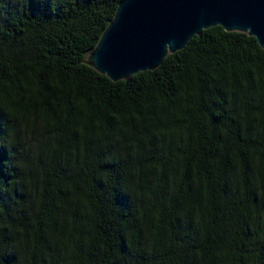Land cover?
<instances>
[{"label": "clouds", "instance_id": "9594fccd", "mask_svg": "<svg viewBox=\"0 0 264 264\" xmlns=\"http://www.w3.org/2000/svg\"><path fill=\"white\" fill-rule=\"evenodd\" d=\"M245 65L238 82L221 65L223 98L204 92L191 116L162 96L117 115L4 87L0 264H262L264 71Z\"/></svg>", "mask_w": 264, "mask_h": 264}, {"label": "trees", "instance_id": "16d2710c", "mask_svg": "<svg viewBox=\"0 0 264 264\" xmlns=\"http://www.w3.org/2000/svg\"><path fill=\"white\" fill-rule=\"evenodd\" d=\"M121 1L0 0V38L18 46L25 57L8 66L0 49V91L4 87L23 91L21 81L31 79L34 87L59 104L95 102L117 115L126 109L152 113L155 97L162 96L191 116L199 111L197 98L203 99L204 92L214 91L223 98L220 85L227 77L221 65L237 82V70L251 77L245 60L251 63L255 58L264 71V48L256 37L216 25L169 53L158 68L114 81L87 64L85 57ZM249 44L255 46L253 51L246 47ZM98 264H109L107 256Z\"/></svg>", "mask_w": 264, "mask_h": 264}, {"label": "water", "instance_id": "95a60500", "mask_svg": "<svg viewBox=\"0 0 264 264\" xmlns=\"http://www.w3.org/2000/svg\"><path fill=\"white\" fill-rule=\"evenodd\" d=\"M246 32L264 48V0H122L85 62L114 81L158 68L204 29Z\"/></svg>", "mask_w": 264, "mask_h": 264}]
</instances>
